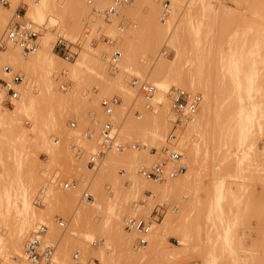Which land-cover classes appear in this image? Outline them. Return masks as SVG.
I'll return each instance as SVG.
<instances>
[{
	"label": "rangeland",
	"instance_id": "obj_1",
	"mask_svg": "<svg viewBox=\"0 0 264 264\" xmlns=\"http://www.w3.org/2000/svg\"><path fill=\"white\" fill-rule=\"evenodd\" d=\"M7 1L9 5H2L0 3V7H4L3 9H5L12 4V12L20 9L22 15L24 11H26V19L33 21L37 26H47L45 30L38 29L42 37L39 38L37 50L42 47L41 45L44 43L43 40L49 36L51 51L57 54L53 49L57 32H61L62 35L70 40H76L87 31L89 36L95 39V43L90 45L88 41L83 42L78 50L77 56L70 61H76L84 50L87 51L90 56L95 55L98 59V64L94 61L90 63V59L87 60V63L80 65V68L82 67V77L85 73V76L87 74L89 76H86L87 78L84 76L83 78L90 79V82L86 80V82H89H85L86 86L84 83L85 80L82 81L81 84L83 83L82 85L84 86L81 88V84L78 86L75 85L76 81L74 82L75 79L73 75H71L72 72L70 74L69 68L64 64L67 60L57 54L60 57V60L55 68L56 71L54 70L53 73L56 88L64 93H69V91L77 89L75 91L78 92L76 95L79 94L80 96L76 97H82L81 99H83L84 96H87L86 94L90 95L89 97H85L83 99L84 101L79 99L81 100L79 102L78 100L76 102L69 101L64 104H58L54 96L46 88H41L36 77L31 80L18 69H13L9 74H3L1 73V66L4 64L1 63L0 65V78L8 79L12 73L16 72L23 75V87L29 90L31 93L30 95H34L39 99V106L41 107L42 113H45L47 116H50L52 113L55 116L53 123L55 122L56 124V126L55 124H53V126L49 123L44 125L46 138H49L51 141L47 144H43V146L42 144L40 146L38 145L34 148L35 153H32V157L30 156V163H32L33 167L35 166V176H38V179L35 177L37 181L35 180L36 185L32 190V200L39 193L42 186L45 188V198L43 206H38L33 201L34 206L41 210L35 217L33 225L22 241L20 248L21 251L23 250L25 241L36 228L37 224L46 223L48 229L44 238L45 241L55 244L56 246V254L54 253V261L56 264H73L71 257L75 251H81L80 260L85 264H102L97 251H90L84 255L82 247L88 246L89 249L99 250L100 246L105 245L103 242L104 240L112 241V243L110 241L109 243L112 244L111 246L113 248H106L108 252L111 251L113 254L112 256H116L113 257V262H110L112 264H165V262L167 264L170 260H167L165 255L168 251L174 249L173 245L182 246V234L187 235V240L190 236L188 245L182 253L178 254V256L171 260L172 262H169L171 264H264V0H208L206 3L212 6L207 5L205 10L202 9L198 0H167L168 12L165 14H163V0H154L151 3L152 5L149 4V6H144L139 12H131V14L128 13L122 15L117 12L119 17L115 15L110 24H108L105 19V24L98 23L91 15L79 13L78 9H75L77 8L74 6L75 4L70 0L71 9L70 13L69 11L67 12V16L73 17L74 21L77 23L73 34L67 27L63 25L61 26L60 22L51 23L49 21V14H45L43 19L33 17L28 12L29 2L32 0H16L14 5L12 0ZM33 1L35 2L37 0ZM56 1L59 2V0ZM84 1L86 2V0ZM88 4H94V0ZM74 9L77 11H74ZM12 15L13 13L6 18L4 26L1 29L2 31H0V38L3 37L5 28ZM15 19L20 18L16 17ZM189 19L195 21L194 24L196 26H200L197 30L198 33L195 31L192 32L190 29L188 24ZM222 19L226 22L222 21ZM151 20L155 21V23H161L162 25L170 22V29L166 33L162 30H159L161 32H156L158 31V28H155L157 25ZM45 21L49 24H46ZM220 21L225 23L221 25ZM53 24H56V26L53 27ZM111 24L114 28L108 26ZM121 27L123 29H121ZM110 28L113 29L111 30ZM136 30L141 34L140 39L135 41L132 45L127 44L126 46H123L122 35L130 31L131 33L136 32ZM176 30L183 33L182 35L188 43L190 49L188 57L195 58L196 61H198L199 58H202L205 61L204 71L206 72H204V74H209V76L211 74L212 81L214 82H217L218 80L216 79H219V65L222 60L230 62L232 59H235L245 70L249 69L251 66L254 67L256 74L254 83L249 90L246 85L243 84L240 88V92L243 96L242 103L249 108H251L250 105L253 103L255 104L256 108L254 111V117H256L253 118L252 126L249 128L250 131L248 132L247 138L240 144L236 143L238 142L236 140L237 131L234 127L231 130L233 141H231L230 144H227L228 146H221V149H218V134H216V136L213 134L209 135L208 144L210 149L208 152H205L204 146L202 145L203 150L199 155V168H197L193 175L194 179L192 183L186 189H182L178 193L168 197L152 196V198L147 197V195H151V192L146 191L145 193L147 195L137 193L135 197H132L134 199H129L126 209L128 208L130 210L129 212L128 209L126 212L122 211V213L124 212V216L122 215L124 219L122 218L121 222L124 224L122 231L118 234V231L116 232L117 228H114L115 232L113 231V227H116L113 226L114 224H111L113 219L112 221L109 220L110 224L108 223V225L110 226L104 223L107 218L106 214H108V216L110 214V211L107 208L108 199L113 202L115 200V187L110 178L96 176V172H98V168L101 166L104 159L103 157L108 151L102 156L97 166L91 167L88 164L89 154L101 149V146L97 143V148H92L93 150L89 148L87 144L89 138L84 136L83 132L89 129L93 131L94 136L97 137L96 134L98 128L101 122L106 119V116L99 106L100 99L102 97L118 96L120 98V105L118 106L121 107H119V111L117 112L119 119L114 122V127L119 139L126 145V148L123 151L136 149L140 151L145 148H148L150 151L152 147L156 148V153L152 154L149 161L139 163L137 165L139 167L141 164H149L157 158H164L165 155L163 154V150L165 148H174L182 154L181 158L185 165L184 172H186L190 153H192L191 145L189 144L185 147L180 145L182 139L181 135H185L186 126L182 124V121L178 122V124H174L173 120L175 117L173 113L164 132V140L161 142L160 146L146 145L145 148L141 146L138 148H132V143L147 141L148 139L142 136V138L140 136L138 137L136 134H129L131 137L122 134V136L120 135V127L122 123H124L127 120L126 118L131 116V114L133 118L139 119V117L141 118L143 116V111H150V113H156V111H159L160 104H158L159 100L157 93H159L162 88L152 80L150 69L152 70V66L156 60H159L160 58L171 59L174 57L175 50L172 47L170 38ZM235 30H238V32L236 31V36L233 34ZM255 34L258 36L259 34H262V36L259 38ZM254 36H257L259 40L262 38L263 49L261 51V56H254L253 58V56L249 55L246 51L247 47L252 42L250 39L254 38ZM195 39L197 42H195ZM110 40L112 42H110ZM155 43L157 44L155 45ZM149 44L152 46L150 47ZM154 47H157L156 50H152ZM116 49L121 51V55L116 63L117 68L114 69L110 66L109 61L111 54H113ZM124 61H127L129 64L128 67L123 66ZM4 63L6 64V62ZM184 67H188L186 63L184 64ZM103 73L113 79L116 83L103 88L100 87ZM132 77H137L140 80H144L157 86L158 89L154 97V100L158 101L156 103V111L150 110V107L145 108V99L130 85ZM119 79L121 80L119 81ZM166 80L169 81L170 78H167ZM117 81H119V83ZM124 83L125 85L131 86L142 100L137 102L134 99L132 100L128 98L125 95ZM227 83L229 85V80H227ZM121 84L123 86H120ZM95 86H97V89L94 90ZM173 86H181L184 89L203 94L202 91L198 89L173 83H171L168 89ZM168 89L166 94H168ZM83 94L85 95L82 96ZM96 94L97 96L95 97ZM229 95L231 96L227 99L228 104L233 107H238L240 102L237 94L228 93V96ZM89 102L92 103L90 104ZM3 105L10 109L14 106L13 103L10 105L4 103ZM152 105L154 106L155 104ZM136 111L140 114L138 117H136ZM29 113L31 114L32 112ZM209 120L212 129L217 125L213 113L210 115ZM21 121L27 129L31 128L33 119L29 114L22 115ZM71 121L75 122L74 126L70 125ZM57 124H59V126H57ZM171 133H174L173 137H169V134ZM198 136L199 134L197 132H192L189 135V139L190 141H195ZM232 142L237 145H234ZM14 143L13 151H11L13 149L10 146L11 142H5L3 144L0 158V181L12 179L17 174H21L22 177L27 178L30 173L25 164L18 165L20 162V153L18 151L19 145L17 140H15ZM72 144H74V146H72ZM77 146L81 148L80 152H76L75 147ZM229 146L232 147L230 148ZM51 149H53V153L58 151L56 154L59 157L60 164L50 158L48 152H51ZM34 156L36 157L34 158ZM81 162L86 164V169L81 168ZM174 164L169 163V166H173ZM115 170L123 179V184L127 185L126 183L128 182L126 181V178L128 177V171L126 166L118 164L115 166ZM52 180L55 182H52ZM97 180L100 181L97 182ZM58 181L74 182L75 186L61 187L58 185ZM75 188L79 190L77 193L78 197L76 196L75 200H70V198L56 201L50 200V192L52 191L68 192ZM91 188H94L99 193L94 189L91 191ZM85 191L89 192L92 196L90 198L83 197ZM116 200L114 202L115 207L116 204L117 206L120 205V201L118 199ZM132 205H135V208H133ZM117 208H114L113 212L118 211ZM156 211L158 214H156ZM80 212L86 217L92 215L91 218L96 217L95 220L98 218L97 220L99 222L103 218L104 222L102 221V223H104V226L109 227L108 229L112 228L109 232L112 234L114 233L113 238L112 234L108 232V229L104 227L106 231L104 229L92 231L93 236L90 235L91 238L88 233L85 234L88 238L82 233L78 235L75 240L73 238L69 239L70 237H67V232L68 229L70 232L72 217L78 213L81 214ZM102 214H104L105 217ZM56 215L65 221V226L61 227L56 223ZM126 216L143 217L146 220L151 221V229L145 236L147 241L144 245H139L137 243L140 233L134 229H129L126 226ZM169 216L173 218L178 217L179 219L165 228V242L156 243L154 240L150 242L148 237L153 235L152 237L154 238L158 234L160 223ZM14 218L16 219V216L12 215L11 220ZM180 223L183 226L180 225ZM226 227H229L228 233L230 239L228 242L224 237ZM129 231H132L133 238H135L131 241V250H128L124 246L123 242H121L122 238L120 236V233L126 235ZM189 233L191 235H189ZM70 240H74L76 245L72 244L73 242ZM76 240L78 242H76ZM114 244L116 247L113 246ZM152 245H155L157 248L154 246V249ZM158 246H160V248ZM114 248H117V250ZM152 249L154 251H150ZM66 250H68L67 259L63 258L64 255H62V252L64 253ZM17 251L16 248L8 245L1 249L0 263L7 264L11 262V255H17ZM135 251H147L150 254H147L148 256L145 255L143 258H138L135 255ZM163 259H166V261L164 262Z\"/></svg>",
	"mask_w": 264,
	"mask_h": 264
},
{
	"label": "bare ground",
	"instance_id": "obj_2",
	"mask_svg": "<svg viewBox=\"0 0 264 264\" xmlns=\"http://www.w3.org/2000/svg\"><path fill=\"white\" fill-rule=\"evenodd\" d=\"M15 1L16 0H12L13 5H14ZM152 1H154V0H126V1H123L122 3H117V5L115 6V9H116L115 11H113L111 13H109V12L106 13L104 10L113 4V0H94V4H88V3H91L92 0H91V2H87V0H86L87 3L84 0H72L73 4H75L74 6L77 7L75 9H78L79 13H85L87 15L89 14L94 18L95 21H97L98 23H104V24H105L104 19L108 22V24H110V22L113 21L114 16L117 15V12L120 15L128 14V13L131 14V12H134V13L139 12V11H141V9L144 6H149V4L152 5L151 4ZM198 1L200 2L203 10H205L207 8V5H209L206 3L208 0H198ZM61 2H63V3H61ZM11 5H10V7H7L5 9H3L4 7H0V31H2L1 29L4 26L6 18L8 16H10L11 13H13V15L11 16L10 20H12L16 17L26 19L25 18L26 11H24L23 16H20L16 10L12 12ZM209 6H212V5H209ZM70 9H71L70 8V0H62V1L59 0V2L56 0H37L34 2L32 0L29 2V6H28V12L33 17H35V18L38 17L40 19H43L45 14H49L50 15L49 21L51 23L60 22L61 26L63 25L65 27H67L68 30L73 34L75 29H76L77 23L74 21L73 17L67 16V12L69 11V13H70ZM75 9H74V11H77ZM163 10H164L163 14L168 12L167 11L168 10L167 0H163ZM189 13H190V11H189ZM117 16L119 17V15H117ZM156 19H157V17H156ZM26 20L29 22L28 24L32 23L33 26L35 27V29H37V30L38 29L45 30L47 28V26L41 27L42 25H39L40 26L39 27L33 21L28 20V19H26ZM151 21H153V20H151ZM222 21H225V20L222 19ZM222 21H220L221 25L226 22L225 21L224 23H222ZM107 22H106V24H107ZM194 22L195 21H193L192 19H189V21H188L189 27L192 30V32L195 31L198 33L197 30H198V28H200V26H198V25L196 26L194 24ZM214 22H216V21H214ZM47 23L48 22H46V24ZM153 23H155V21H153ZM155 24L157 25V27L155 26V28H158V31H156V32H161L159 30H162L163 32L166 33L170 29V22L166 23V24L164 23V25H162L161 23H157V22ZM55 26H56V24H53V27H55ZM108 26L113 27L112 24L108 25ZM113 28H110V29L112 30ZM121 29H123V28L121 27ZM155 30H157V29H155ZM236 31L238 32V30H235V32L233 33V34H235V36L237 35ZM4 33H6V28H5ZM0 34H1V32H0ZM58 34L65 37L64 35L61 34V32H57V35ZM157 34H160V33H157ZM182 34L183 33L178 32L176 30L170 38L172 47L175 50V55H173L174 57L171 59H169V58H166V59L160 58L159 59L158 58L159 60H156V62L152 66L153 67L152 70L150 69V72H151L150 76L152 77V80H154L162 88V90H160V92L157 93L158 94L157 97H158V100L160 103L158 101L154 100L156 91L158 89L156 85L150 83V84L154 85L156 89H155V91H153V93H151L150 97H147L146 93L145 92L143 93L142 91H140L139 87L137 85H133L131 83V80H130V85L132 87H134L137 90V92L145 99V101H146V105H145L146 107L145 108L150 107L151 108L150 110L156 111V109H157L156 103L158 102V104H160L159 111L158 112L156 111V113H154V112L150 113V111L149 112L143 111V116L141 118L139 117V119L133 118L132 114H131V116H128L126 118L127 120L124 123H122V125L120 127V135L122 134V135L131 137V135H129V134H136V135H138V137L142 136V137H145L148 139L147 140L148 142L146 140L143 141L146 143V145L160 146L161 142L164 140V132H165V130H166V128L170 122V119L172 118L173 115L175 117L173 120L174 124H178V121L177 122L175 121L176 116H175L174 108L172 105V92H173L174 88H183V87L173 86L170 89H168L169 86L171 85V83L177 84V85H182V86L183 85L189 86L193 89H198V90L202 91L203 94L200 93L201 94V100H200L196 110L193 113H191L190 115L181 118L182 124L184 126H186V130H185V135H181L182 139L180 141V145L182 147H185L186 145L190 144L191 145V152H192V153H190L189 163L187 164L186 172H184V173L182 172V173H180L181 175L178 174L172 178L166 177L163 180L149 179V178L142 176L137 170V167H138L137 165L139 163L148 162L150 157L152 156V153L148 150V148L144 147L145 149H141L140 151L137 149L136 150H125V151H123V150L122 151H108L106 153V155L103 157L104 159L102 161L101 166L98 168L99 169L98 172H96V174H97L96 176L101 177V178H110L111 179V181L115 187V189H114L115 200L118 199L120 201V205L118 204L119 206H117V204H116V207H115V203H114L115 200L113 202L112 200H109L107 198L108 199L107 208L109 209L110 214H109V216H108V214H106L107 218H106L105 222L103 221L104 220L103 218L99 222L97 220L98 218L95 220L96 217L91 218L92 215L90 217H86V216L82 215L81 212H80L81 214L78 213L76 215H73L72 226L70 227V232H69V229L67 232V237L68 238L70 237L69 239L73 238L75 240V238L82 233H84V235L86 233H88L89 237L91 238L90 235L93 236L92 231L104 229V227H106V226H104V223H106V225H108V223L110 224L109 220L112 221V219H113V221L111 222V224L112 225L114 224L113 226H116V227H113V231L115 232L114 228H117L116 232L118 231V234H119V232H121L122 228H123L124 223L121 221H122V218L124 216L123 213L126 212V210L128 209V208L126 209L127 204L129 203L128 201H129V199L130 200L134 199L132 197H135V195L137 193H142V194L147 195L145 192L149 191V192H151L150 193L151 195H147V197H149V198H152V196H165V197L167 196L168 197L170 195H174V194L178 193L182 189L183 190L186 189L192 183V181L194 179L193 175L195 174L197 168H199L198 167L199 155L202 153V150H203L202 147L204 146L205 152H208L210 149L209 144H208L209 135L213 134L214 136H216V134H218L217 135L218 136L217 139L219 140L218 149H221V146H223V147L228 146L227 144H230V142L233 141L232 140V134H231L232 133L231 130L233 129V127L237 131L236 140L238 142H236V143L240 144L243 142L244 139L247 138L248 132L250 131L249 128H251V126H252L253 118L256 117V116L254 117V113H255L254 111H255L256 106L253 103L252 105H250L251 108H249L244 103H242L243 96L241 95L240 88L243 84H245L249 90L251 85L254 83L255 75H256L255 71H254L255 70L254 67L251 66L249 69L245 70L240 66L239 62L235 59H232L230 62H225L222 60L220 62V65H219V71H220L219 79H216L218 81L214 82V81H212V75L211 74H210V76H209V74L208 75L206 73L204 74V72H206V71H204V62L205 61L202 58L201 59L199 58L198 61H196L195 58H189L188 57V54L190 53V49L188 47V43L185 41ZM193 34H195V33H193ZM255 35H257V34H255ZM140 36H141V34L138 33L137 30H136V32L131 33V31H130L128 33L123 34L122 35V45L123 46H126L127 44L132 45L135 41H138L140 39ZM257 36H254V38L250 39V40H252V42L250 41L251 43L247 47V51H246L249 55L253 56V58H254V56H261V51H262L263 46H264V45L262 46V42H263L262 38L259 40V38H260V36H262V34H259V36H258L259 38H257ZM40 37H42V36H40ZM66 39H69V38H66ZM92 40H93V43H92ZM43 41H44V43L42 42L43 43V45H41L42 47H40L35 52L30 53V55H23L20 48L15 44H11V43L7 44L6 47H4L5 49H0V65H1V63H3L4 65H9L12 68V70L18 69V70L22 71L23 74L26 75L31 80H32V78L36 77L40 83L41 88L42 87L46 88L54 96V98L58 104L68 103L69 101H71V102L75 101L76 102L77 100L79 102V101L83 100L85 97H87V96L89 97L90 95L86 94L87 96H84L85 94H83L82 95V96H84L83 99H81L82 97L78 98L80 95L79 94L76 95L78 92H75L77 89H74V88H73L74 90L69 91V93H64L63 91H62L63 92L62 93L60 90H58L56 88V84H55V80H54L55 78H54L53 73H54V70H55L57 64L59 63V60H60V57L58 55H60L63 59H65V58L61 54H59L57 51H55V52L58 55L51 51L50 43H49L50 42L49 36L46 37L45 40H43ZM70 41H72V42L77 41L79 44V47L76 49L75 56L70 58V60H73L77 56L78 50L81 47L83 42L88 41V43L90 45H93L95 43V39L90 37L89 33L87 31L84 32L82 34V36L77 38L76 40H70ZM110 42H112V41L110 40ZM195 42H197L196 39H195ZM156 44L157 43H155V45ZM149 46H150V44H149ZM150 47H149V49H150ZM156 48L157 47H154V48H152V50H156ZM53 49H54V47H53ZM116 50H118V49H116ZM114 52H115V50H114ZM118 52L120 54L118 56H116L115 58H114L113 54H111V56H110L109 63H110V66L114 69L117 68L116 63H117V61L121 55V51L118 50ZM90 59H91L90 63L94 61L96 64H98L97 57L95 55L90 56V54L84 50V51H82L81 55L76 59V61L72 62L69 59H65L67 61L65 63L63 62L66 65V67L69 68L70 74L72 72L71 75H73V77L75 79L74 82L76 81L75 85L78 86L81 84L82 81L85 80L84 81V83H85L86 80H88V79H86L87 78L86 76H89L88 74L85 76V73H84V76L86 77L85 79L83 78L84 76L82 77V72H81L82 67L80 68V65L83 63H87V60H90ZM127 61L123 62L124 67L129 66ZM4 62H6V64ZM111 63H112V65H111ZM185 63L187 64L188 67H184ZM64 64H63V66H64ZM3 66H1L2 67V69H1L2 71L0 70L1 73L9 74V72H5L3 70ZM16 73H18V72H16ZM103 74H102L103 78L101 77L102 80L100 81V87L103 88L105 86H109V85L116 83L113 79L109 78V76H107L106 74H104V75ZM88 78H90V77H88ZM167 78H170V80L169 81L166 80ZM27 80H29V79H27ZM116 80H117V78H116ZM120 80L121 79H119V81ZM227 80H229V85L227 83ZM22 81H23V79H22ZM22 81L14 84L15 95L13 96V99H12V103L14 105L13 108L10 109V108L5 107L3 105L4 103L0 100V158H1V152H2V148H3V144L5 142H11L10 146L13 148L15 145L14 141L17 140L18 145H19L18 151L20 153V162L18 163V165L19 164H25L27 166V169H29L28 172H30V173L27 176V178L22 177L21 174H17L12 179H9L7 181H0V227H1L0 228V250L3 249L4 247H6L7 245L13 246L14 248H16L18 250L17 251V258H16L17 261L19 262L18 264H29L22 257V251L20 248H21V244H22L24 237L26 236V234L29 232L31 226L33 225V221L35 220V217L40 213V210H41V209L34 206L33 200H32V190L36 185V181H37L36 179H38L37 178L38 176L37 177L35 176V174H36V172H34L35 166L33 167L32 163H30V160H31L30 156L33 155L32 153H35L34 148H36L38 145L40 146L42 144V146H43V144H47L48 142L51 141V140H49V138L48 139L46 138L44 125H46L48 123L52 124V125L55 124V122L53 123L55 116L52 113L50 114V116H47L45 113H42L41 107L39 106L40 105L39 99L36 98L34 95H30L31 93L29 92V90H27L23 87ZM88 81L90 82V79ZM119 81H117V82L119 83ZM140 81H144V80H140ZM25 82H28V81H25ZM89 82H86V83H89ZM86 83H85V86H86ZM147 83H149V82H147ZM122 84L120 86H123ZM81 85H80V87L83 88L84 85H82V86ZM124 85H125V83H124ZM131 86H128V85L124 86L125 95L128 98H130L132 100L134 99L135 101L139 102V100H142V98H140V96L138 94H136L135 90ZM120 88H122V87H120ZM95 89H97V86L94 87V90ZM167 89H168V92H167L168 94H166ZM188 91H190V90H188ZM191 92H194V91H191ZM195 93H199V92H195ZM228 93L237 94L238 100L240 102L238 107H233V106L228 104L227 99L231 96V95L228 96ZM76 96H78V97H76ZM96 96H97V94L95 95V97ZM203 96H204V101H203ZM102 98H104V97H102ZM79 99H81V100H79ZM152 104H155V105L153 106ZM118 105H120V102ZM170 105H171V107H170ZM117 106H115V108ZM119 107H121V106H118L116 109H114V111L110 117L106 116V118H109L112 121L114 119L113 125H114V122L119 119V117H118L119 115L117 116V112L119 111ZM29 112H32V113L30 114ZM51 112H53V111H51ZM136 113H137V115L136 114L135 115H136V117H138L140 114H138V111H136ZM172 113H173V115H172ZM212 113L215 115V119H216L215 121H216L217 125L211 129L209 117ZM25 114H29L33 119V123H32V126L30 129H27L22 124V121H21L22 115H25ZM55 126H56V124H55ZM57 126H59V124H57ZM192 132H197L199 134V136H198L199 138L198 137H196V139L194 138L195 141H190V139H189V135ZM171 134H172L171 137H173L174 133H171ZM169 137H170V134H169ZM199 140H200V142H199ZM87 141L86 142H87L89 148H91V149L97 148L96 144L99 143L98 137L93 136L92 138H89ZM233 144L237 145L235 143H233ZM54 146H58V145H54ZM48 147H49V144H48ZM229 147H228V150H229ZM13 150H14V148L11 151H13ZM51 150H52L51 152H48L50 154L49 155L50 158L54 159L56 163L60 164L59 157L56 154L58 151L53 153V149H51ZM99 150H97V151H99ZM54 151H56V150H54ZM177 152H179V151H177ZM163 154L165 155L164 150H163ZM181 156H182V154H181ZM35 157L36 156H34V158ZM180 160L182 161V158H180ZM77 162H79V161H77ZM118 164L126 166V169L128 171V177L126 178V181L128 182V183H126L127 185L123 184L124 183L123 179L120 177V175L115 170V166H117ZM20 166H22V165H20ZM81 166H82L81 168H84V169L87 168V166L84 162H81ZM22 175H23V173H22ZM35 177H36V179H35ZM98 181H100V180H97V182ZM92 189H94V188H91V191H92ZM80 190H81V188H80ZM78 191L79 190H77V188L72 189L68 192H66V191L65 192H61V191L60 192H57V191L53 192L52 191V192H50V200L56 201V200H60V199L64 200L66 198H70V200H75L76 196L78 197V195H77ZM96 192H98V191H96ZM93 194L95 195L94 192H93ZM101 194H103V193H101ZM95 197H96V195H95ZM104 197H106V196H104ZM44 198H45V195H44ZM98 199H99V196H98ZM112 199H113V197H112ZM119 207H120V209H119ZM132 207L135 208V205H132ZM114 208H117L118 211L113 212ZM129 210L130 209H128V212H129ZM122 211H124V212L122 213ZM12 215H15L16 219L14 218L13 220H11ZM94 215H95V213H94ZM102 215H104V214H102ZM104 217H105V215H104ZM177 219H179V218L178 217L173 218L170 216L167 217L162 223H160V229L158 230V234L154 238L152 237L153 235L152 236L150 235L148 237L149 241L152 242L154 240V242H156V243L165 242L164 241V239H166V238H164V235L166 234L165 228L168 227L173 222H175ZM102 221L104 223H102ZM180 225H182V224L180 223ZM108 226H110V225H108ZM108 228L109 227H106V229H108ZM110 230H112V228L108 229V232ZM228 231H229V227H226L224 237H225V240L227 242L230 239ZM50 232H52V231H50ZM89 232H91V233H89ZM164 232H165V234H164ZM102 233H103V231H102ZM109 233H111V232H109ZM186 233H188V232H186ZM111 234H109V235H111ZM113 234H112V238H113ZM189 235H191V234L189 233ZM120 236L122 238L121 242H123L124 246L128 250H131V247H130V244H132L131 241L133 239H135V238H133L134 236L132 234V231H129L126 235H123L120 233ZM86 237L88 238V236H86ZM110 238H111V236H110ZM189 238H190V236L188 237V240H189ZM74 240L73 241L70 240V241L73 242L72 244L76 245ZM188 240H187V235L182 234V242H181L182 246L173 245L174 249L168 251L165 255V258H167V260L171 261L176 256H178V254L182 253L188 245ZM109 241L110 240H104L103 242L105 245L100 246L99 250L89 249L88 246L82 247V252L84 255H86L90 251H93V252L97 251L100 262L102 264H112L110 262H113L112 261L113 257H116V256H112L113 254L111 253V251L108 252L106 250V248L112 247L111 246L112 241H110L111 243H109ZM76 242H78V241L76 240ZM113 246H115V244ZM197 246H198V244H197ZM150 247H151V244H150ZM155 247H154V249H155ZM158 247L160 248V246H158ZM136 249H137V247H136ZM115 250H117V248ZM150 251H154V250L152 249ZM115 252H114V254H115ZM116 254H118V253H116ZM147 254L149 255L150 253L147 251L146 252L145 251L144 252L137 251L135 255L138 258H143ZM62 255H64L63 258L67 259L68 250H66V252L64 251V253L62 252ZM67 261H69V260H67ZM165 261H166V259L164 260V262ZM165 264H166V262H165ZM169 264H171V263H169Z\"/></svg>",
	"mask_w": 264,
	"mask_h": 264
},
{
	"label": "built area",
	"instance_id": "obj_3",
	"mask_svg": "<svg viewBox=\"0 0 264 264\" xmlns=\"http://www.w3.org/2000/svg\"><path fill=\"white\" fill-rule=\"evenodd\" d=\"M126 0H113V4L105 9L104 11L107 13H111L115 11V6L117 3H122ZM87 2H91V0H87ZM2 5H9L7 0H0ZM20 16V9L17 10ZM24 19H12L8 22L6 26V33H4L3 37L0 38V48H4L7 44H15L17 45L23 55H28L37 50L39 45V38L41 34L39 30L35 29L32 23ZM93 43V40H92ZM79 47L77 41L72 42L69 39L57 35L54 49L59 54H61L65 59H69L74 57L76 54V49ZM120 53L118 50H115L113 53L114 58L118 56ZM112 65V63H111ZM3 70L5 72L11 73L12 68L9 65H4ZM23 76L19 73H12L9 79L0 78V100L10 105L12 103V98L15 95L14 84L22 81ZM131 83L133 85H137L139 90L143 93L145 92L147 97H150L151 93L155 91V86L147 83L145 81H140L139 78L133 77L131 79ZM201 100V94L188 91L184 88H174L172 92V105L174 108L176 122L181 121V118L190 115L193 113ZM120 102L119 97H104L100 100V107L105 116L110 117L113 113L115 106H117ZM71 126L75 125V122H70ZM83 135L87 138H92L94 136V132L87 129L83 132ZM172 134H170L171 137ZM97 137L99 139V143L101 149L97 152H91L88 157V164L91 167H95L99 164L100 159L107 151H122L126 148V145L119 139L117 131L113 125V121L109 118H106L101 122ZM74 146V144H72ZM145 147L146 143L143 141L134 142L131 144V147ZM76 152H80L81 148L79 146L75 147ZM152 154L156 153V149L154 147L150 150ZM165 157L157 158L153 160L149 164H141L138 167V172L149 179L154 180H163L166 177H174L185 171L184 163L180 160L181 154L177 152L173 148H165ZM173 162V166H169V163ZM52 182H55L52 180ZM58 185L61 187H70L75 186L74 182L68 181H58ZM45 188L42 186L39 190V193L34 197L33 201L38 206L44 205V192ZM92 195L89 192H84L83 197L90 198ZM156 214L158 212L156 211ZM55 221L59 226H65V221H63L59 216H55ZM126 226L130 229H134L140 233V237L138 238L137 243L139 245H144L147 241L145 238L146 234L150 231L151 221L146 220L143 217L136 216H128L126 219ZM48 229V225L46 223H38L36 228L32 231L30 236L25 241L22 257L29 264H56L54 261V253L56 246L50 242L45 241V235ZM17 255H11V262L7 264H18ZM73 264H85L80 260V252L75 251L72 254Z\"/></svg>",
	"mask_w": 264,
	"mask_h": 264
}]
</instances>
